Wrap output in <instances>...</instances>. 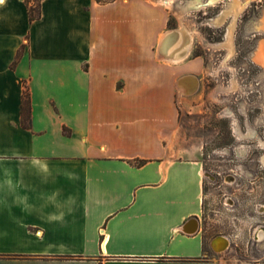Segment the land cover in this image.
Wrapping results in <instances>:
<instances>
[{"label":"crops","instance_id":"1","mask_svg":"<svg viewBox=\"0 0 264 264\" xmlns=\"http://www.w3.org/2000/svg\"><path fill=\"white\" fill-rule=\"evenodd\" d=\"M171 14L164 0H0V264H217L179 127L206 62ZM263 19L264 5L248 32Z\"/></svg>","mask_w":264,"mask_h":264},{"label":"rangeland","instance_id":"2","mask_svg":"<svg viewBox=\"0 0 264 264\" xmlns=\"http://www.w3.org/2000/svg\"><path fill=\"white\" fill-rule=\"evenodd\" d=\"M164 1L171 8L170 29H188L190 56L202 55L206 62L200 88L180 104L179 117L181 135L203 166L201 223L208 238L229 240L227 249L206 258L264 264V61L254 59L264 33L248 32L256 28L264 0L237 13L230 9L237 0H198L192 6L190 0ZM229 25L231 43L224 39Z\"/></svg>","mask_w":264,"mask_h":264},{"label":"trees","instance_id":"3","mask_svg":"<svg viewBox=\"0 0 264 264\" xmlns=\"http://www.w3.org/2000/svg\"><path fill=\"white\" fill-rule=\"evenodd\" d=\"M29 0H26L28 3ZM28 13H29V19L30 21L39 18L40 16V6L39 2H34L33 5H28ZM168 27H171L172 25L168 21ZM19 57V54H17V57ZM16 61V60H15ZM20 112H21V123L24 128H30L31 125V101H30V95L27 88V85L24 84V89L21 97V105H20ZM143 160H138L137 164H142ZM202 236L203 241L208 238V235L206 234V230L204 226L202 225ZM214 236V235H213ZM213 236L209 237L208 239H211ZM206 251V249H205ZM206 258V257H204ZM194 260V259H193Z\"/></svg>","mask_w":264,"mask_h":264},{"label":"bare ground","instance_id":"4","mask_svg":"<svg viewBox=\"0 0 264 264\" xmlns=\"http://www.w3.org/2000/svg\"><path fill=\"white\" fill-rule=\"evenodd\" d=\"M197 1L198 0H190L189 1V5H195L196 3H197ZM242 4V3H241ZM243 5H244V3H243ZM245 6V5H244ZM229 7V6H228ZM241 5L237 2V1H233L232 3H231V5H230V9L231 10H233V8L234 9H236V10H240L241 9ZM226 10V9H225ZM235 11V10H234ZM236 12V11H235ZM223 13H225V12H223ZM228 13H229V11H228ZM221 14V13H220ZM219 14V16H221ZM226 14V13H225ZM231 14H232V11H231ZM238 15V14H237ZM226 15H224V17H225ZM223 16H222V20H224L223 18H224ZM234 20V19H233ZM216 21H218V18L217 19H215V22ZM261 27L262 28H264V22H262V25H261ZM227 34V33H226ZM173 36L174 37V39H175V42L177 41V42H180V43H183V44H187L188 43V40H185L184 38H182L180 35H179V31H172V32H168V34H167V36ZM189 38H190V36H189ZM228 41V40H227ZM179 43V44H180ZM263 42H261V44H262ZM229 46V45H228ZM254 59H256V60H258V61H264V46H260L259 48H258V50L256 51V52H254ZM255 60V61H256ZM190 84V83H189ZM191 85V84H190ZM192 87V86H191ZM261 235V234H260ZM214 239H216L215 241H214V243H213V246H214V248L216 247L217 249H223V247L226 245V244H228L229 242H227V240L222 236V235H220V236H216Z\"/></svg>","mask_w":264,"mask_h":264},{"label":"built area","instance_id":"5","mask_svg":"<svg viewBox=\"0 0 264 264\" xmlns=\"http://www.w3.org/2000/svg\"><path fill=\"white\" fill-rule=\"evenodd\" d=\"M223 237H225V236H223ZM226 239H227V242L229 241L228 240V238L227 237H225ZM229 247V243L227 244V246L225 247V248H223V249H215V251H218V252H221V251H224L225 249H227Z\"/></svg>","mask_w":264,"mask_h":264},{"label":"water","instance_id":"6","mask_svg":"<svg viewBox=\"0 0 264 264\" xmlns=\"http://www.w3.org/2000/svg\"><path fill=\"white\" fill-rule=\"evenodd\" d=\"M220 236V235H219ZM225 238V237H224ZM226 239V238H225ZM227 240V239H226ZM227 246V244L223 247V248H225Z\"/></svg>","mask_w":264,"mask_h":264},{"label":"flooded vegetation","instance_id":"7","mask_svg":"<svg viewBox=\"0 0 264 264\" xmlns=\"http://www.w3.org/2000/svg\"><path fill=\"white\" fill-rule=\"evenodd\" d=\"M262 230V229H261Z\"/></svg>","mask_w":264,"mask_h":264}]
</instances>
